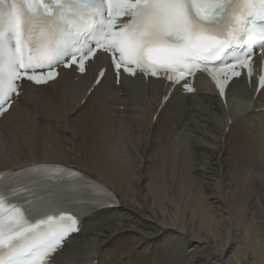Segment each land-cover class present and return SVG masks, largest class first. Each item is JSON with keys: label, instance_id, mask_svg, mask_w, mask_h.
Masks as SVG:
<instances>
[{"label": "bare ground", "instance_id": "6f19581e", "mask_svg": "<svg viewBox=\"0 0 264 264\" xmlns=\"http://www.w3.org/2000/svg\"><path fill=\"white\" fill-rule=\"evenodd\" d=\"M92 63L24 82L0 118V172L67 166L116 198L84 216L87 200L71 205L82 227L53 263L264 264V87L234 80L223 105L201 78L194 94L175 88L153 121L161 80L116 86L108 69L93 86L107 58Z\"/></svg>", "mask_w": 264, "mask_h": 264}, {"label": "snow or ice", "instance_id": "6c2138e0", "mask_svg": "<svg viewBox=\"0 0 264 264\" xmlns=\"http://www.w3.org/2000/svg\"><path fill=\"white\" fill-rule=\"evenodd\" d=\"M87 9L95 22L85 18ZM256 36L264 40V0H0V115L25 81L47 84L61 64L84 73L98 50L110 54L118 81L122 69L164 75L171 87L201 68L223 96L218 74L238 76L237 67L251 74V53L226 63V50ZM104 76L102 69L96 84ZM70 173L56 167L0 174V264H48L78 231L74 202L112 206Z\"/></svg>", "mask_w": 264, "mask_h": 264}]
</instances>
